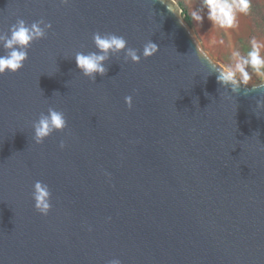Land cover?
<instances>
[{"label": "water", "instance_id": "obj_1", "mask_svg": "<svg viewBox=\"0 0 264 264\" xmlns=\"http://www.w3.org/2000/svg\"><path fill=\"white\" fill-rule=\"evenodd\" d=\"M17 19L52 27L0 75V264H264L261 81L226 93L175 0H0V32ZM95 32L158 52L93 82L74 55ZM49 107L67 127L36 144Z\"/></svg>", "mask_w": 264, "mask_h": 264}, {"label": "clouds", "instance_id": "obj_2", "mask_svg": "<svg viewBox=\"0 0 264 264\" xmlns=\"http://www.w3.org/2000/svg\"><path fill=\"white\" fill-rule=\"evenodd\" d=\"M60 3L66 5L69 0H60ZM250 6V0H203L202 8L194 10L191 15L195 21L203 22L205 16L201 12L206 9V18L211 24L231 29L236 27L238 15L247 14ZM51 27V23H46L43 19L34 21L30 25L23 19H17L8 32H0V48L3 49L0 53V75L6 72L16 73L23 68L32 43L45 38ZM92 41L95 51L76 52L74 58L80 72L93 82L97 75L104 76L107 73L105 62L113 56L122 53L125 63L129 61L139 63L141 55L148 58L158 52L157 44L151 40L144 44L140 53L139 50L129 47L123 36L114 33L95 32L92 34ZM250 45L243 54L238 49L233 50L232 63L228 66L209 62L211 67L209 74H216L217 82L224 87L226 93L229 89L233 94L239 93L241 86L249 85L253 75L259 77L261 83L252 88L264 87V54H262L264 41L253 38ZM125 103L131 108L132 97L126 96ZM261 106H264V101L258 99L257 107ZM66 127L65 114L49 107L46 114L41 113L32 123L33 140L36 144H42L54 132L63 131ZM59 147L61 149L65 147L63 140L60 141ZM32 198L35 209L40 214L47 215L51 209V192L48 185L42 181H36L33 185ZM108 264H121V261L112 259Z\"/></svg>", "mask_w": 264, "mask_h": 264}, {"label": "rangeland", "instance_id": "obj_3", "mask_svg": "<svg viewBox=\"0 0 264 264\" xmlns=\"http://www.w3.org/2000/svg\"><path fill=\"white\" fill-rule=\"evenodd\" d=\"M175 2L190 17L191 27L202 48L221 66H228L232 63L233 50L238 49L242 54L246 52L253 38L264 41V0H250L249 12L239 14L236 27L231 29L211 24L206 18V9L201 12L205 16L203 22H197L192 18L191 13L202 8L203 0H175ZM259 81H261L260 78L253 75L249 85L246 86L250 87Z\"/></svg>", "mask_w": 264, "mask_h": 264}, {"label": "trees", "instance_id": "obj_4", "mask_svg": "<svg viewBox=\"0 0 264 264\" xmlns=\"http://www.w3.org/2000/svg\"><path fill=\"white\" fill-rule=\"evenodd\" d=\"M183 15L185 20L191 25V19L190 17L186 14V11L183 9Z\"/></svg>", "mask_w": 264, "mask_h": 264}]
</instances>
